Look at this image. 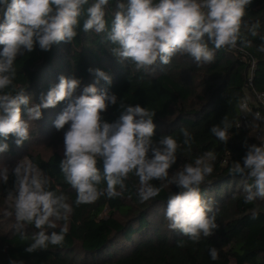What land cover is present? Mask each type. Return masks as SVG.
Returning a JSON list of instances; mask_svg holds the SVG:
<instances>
[{
    "label": "clouds",
    "instance_id": "9594fccd",
    "mask_svg": "<svg viewBox=\"0 0 264 264\" xmlns=\"http://www.w3.org/2000/svg\"><path fill=\"white\" fill-rule=\"evenodd\" d=\"M252 3L253 0H117L109 27L106 15L110 0H94L91 4L89 0H0V153L9 150L7 141L12 137L17 146L30 139V122L43 118L42 109L55 108L66 101L53 123L57 131L64 130L59 168L64 181L76 191V206L93 203L104 195H122L131 174L138 178L141 203L159 196L168 185L179 189L167 199L165 218L170 230L179 231L194 243L213 236L219 225L212 201L202 194L201 185L214 171V151L204 152L170 176L177 152L182 147L191 152L193 135L188 129H180L182 143L173 135H162L156 141L155 112L123 100L119 102L118 119L108 122L102 114L117 104L116 94L90 84L75 95L81 85L75 76L61 75L59 83L52 85L46 95L41 94L40 103H34L24 87L14 84V64L36 46L47 52L61 42L71 43L81 28L82 17V31L102 34L112 45L110 53L120 63L128 61L136 71L153 70L157 61L170 65L174 57L184 55L198 66L211 64L221 49L251 46L242 28L253 37L258 35L259 22L248 25L244 21ZM261 40L257 51L264 53V37ZM88 71L94 72L96 83L103 80L111 85L112 77L105 71ZM254 116L264 120L259 113ZM231 127L225 116L210 132L227 143ZM259 140V144H246L242 162L235 161L229 170L230 174L253 181L243 186L246 204L264 200V136ZM10 175L14 182L6 192V215L14 216L18 231L26 225L38 230L25 252L46 250L49 244L62 245L73 212L68 197L51 189L50 177L28 156L12 168L0 165V183L6 185ZM154 180L161 186H155ZM101 184L106 187L101 188ZM257 217L254 210L252 218ZM61 221L64 223L59 232L45 231L56 229ZM209 255L218 259L217 249L210 248ZM9 264L24 261L10 259Z\"/></svg>",
    "mask_w": 264,
    "mask_h": 264
},
{
    "label": "trees",
    "instance_id": "16d2710c",
    "mask_svg": "<svg viewBox=\"0 0 264 264\" xmlns=\"http://www.w3.org/2000/svg\"><path fill=\"white\" fill-rule=\"evenodd\" d=\"M116 4L117 0H110L106 15L109 27ZM244 21L248 25L259 22L256 37L242 28L251 46L232 51L221 49L216 52L213 63L199 66L184 55L174 57L170 65L157 61L153 70L136 71L128 61L120 63L110 53L112 45L102 34L82 31L83 17L78 35L71 43L61 42L47 52L36 46L33 52L18 57L14 64V84L24 87L34 103H40L41 94L46 95L52 85L59 83L61 75L75 76L81 80L75 95L81 94L83 87L90 84L116 94L117 104L110 105L102 114L108 122L118 119L119 102L123 100L155 112L156 141L162 135H173L182 143L180 129H188L193 135L191 152L183 147L177 152V162L170 169V176L204 152L216 153L214 171L201 185V192L212 201L219 227L213 236L202 237L198 243L179 231L170 230L165 218L167 199L179 189L168 185L162 188L159 196L141 203L137 195L138 178L131 174L125 181L122 195L115 198L104 195L93 203L76 206V191L64 181L59 168L63 159L64 130L57 131L53 123L67 103L63 101L55 108L42 109L43 118L30 122V139L17 146L15 137L10 138L7 141L9 150L0 155L4 154L9 164L10 158H14L9 168L14 167L20 157L28 156L50 177L51 189L68 197L73 212L67 222L64 242L26 253L24 249L32 243L38 230L26 225L18 231L13 216L10 227H0V264H9L10 259L23 260L24 264H264V200L246 204L243 186L253 181L229 171L235 161L242 162L246 144H259L251 129H239L235 125L252 63V86L264 93V53L257 51L264 37V0H253L247 7ZM89 68L108 73L112 77L111 85L103 80L96 83L97 77L88 71ZM225 116L232 125L227 143L210 132ZM42 137H47V142L52 141L50 146L59 143L62 151H54L45 158L40 153L26 152L25 147L32 139L39 142ZM98 167L102 170L101 164L98 163ZM13 182L14 177L10 175L6 185L0 183L3 201ZM152 183L161 186L160 181ZM254 210L258 212L256 219L252 218ZM63 223L58 222L56 229L45 231L49 234L59 232ZM213 247L218 251L216 260L209 255Z\"/></svg>",
    "mask_w": 264,
    "mask_h": 264
},
{
    "label": "built area",
    "instance_id": "2783aa9c",
    "mask_svg": "<svg viewBox=\"0 0 264 264\" xmlns=\"http://www.w3.org/2000/svg\"><path fill=\"white\" fill-rule=\"evenodd\" d=\"M253 65H250L246 75L245 97L239 103L240 117L235 126L239 129H252L254 137L260 143L259 137L264 136V120L258 121L254 115L259 113L264 117V93L256 91L252 86Z\"/></svg>",
    "mask_w": 264,
    "mask_h": 264
},
{
    "label": "rangeland",
    "instance_id": "374dc122",
    "mask_svg": "<svg viewBox=\"0 0 264 264\" xmlns=\"http://www.w3.org/2000/svg\"><path fill=\"white\" fill-rule=\"evenodd\" d=\"M45 139L42 137L39 142H37L35 139H32L25 147L26 152L40 153L41 156L45 158L54 151H60V152L62 151V146L59 143L56 142L55 144L50 146V143L52 141L47 142V137H45ZM22 154H25V153L22 152ZM23 157H20V159H22ZM6 159L7 157L4 154H1L0 155V165H6L8 167L13 166V163L15 162L14 158H10L11 164H9L6 161ZM7 210L8 209H7V205L5 201H3V199L0 197V213L2 217L0 218V227L4 229H7L8 227H10L11 224H13V218L6 215Z\"/></svg>",
    "mask_w": 264,
    "mask_h": 264
}]
</instances>
